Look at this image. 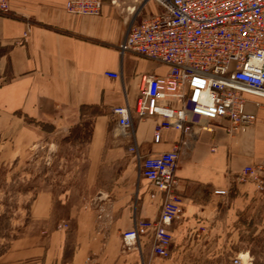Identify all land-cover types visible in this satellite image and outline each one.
I'll return each mask as SVG.
<instances>
[{"label": "crops", "instance_id": "1", "mask_svg": "<svg viewBox=\"0 0 264 264\" xmlns=\"http://www.w3.org/2000/svg\"><path fill=\"white\" fill-rule=\"evenodd\" d=\"M68 1L11 0L9 12L0 14V63L8 68V81L0 86V115L34 119L57 132L80 122L83 109H98L91 141L95 180L103 165L127 162L111 174L108 185L99 187V193H108L102 213L80 209L72 214L74 238L69 239L66 228L55 229L50 248L60 249L59 264H177L175 252L170 260L153 254L151 232L136 246L123 242L122 234L135 221L158 219L161 201L160 194L150 198L154 190L129 149L137 146L143 156H156L178 148L181 213L170 227L175 241L198 223H219L227 197L216 196V190L233 187L232 200L237 201L250 192V185L240 184L237 176L246 167L264 165V109L250 102L246 110L256 115V124L235 135L222 125L213 130L195 127L188 134L168 129L155 143V119H135L131 130H123L112 109L128 105L134 111L141 75L163 77L171 68L138 54L123 56L119 46L132 25L160 14L162 7L155 0H102L99 16H75L67 11ZM39 199L31 207L32 216L44 208Z\"/></svg>", "mask_w": 264, "mask_h": 264}, {"label": "built area", "instance_id": "2", "mask_svg": "<svg viewBox=\"0 0 264 264\" xmlns=\"http://www.w3.org/2000/svg\"><path fill=\"white\" fill-rule=\"evenodd\" d=\"M162 12L130 27L119 50L134 53L170 66L163 77L142 74L134 111L128 106L112 109L118 126L129 131L135 119H155L154 141L163 130L188 134L193 128L213 130L225 127L230 135L256 124L247 112L252 102L264 103V0H155ZM11 0H0V13H7ZM115 5L116 2L112 1ZM102 0H69L72 15L99 16ZM118 78L117 74H108ZM134 155L140 174L153 190L151 199L161 195L160 214L152 221H135L123 236L124 244L136 246L143 236L153 234V254L170 256L173 235L170 227L181 213L176 192L178 148L156 156H143L137 146ZM239 183L250 182L264 188V166L246 167L237 176ZM227 197V190H216ZM238 263V262H236Z\"/></svg>", "mask_w": 264, "mask_h": 264}, {"label": "rangeland", "instance_id": "3", "mask_svg": "<svg viewBox=\"0 0 264 264\" xmlns=\"http://www.w3.org/2000/svg\"><path fill=\"white\" fill-rule=\"evenodd\" d=\"M7 69L0 63V86L8 81ZM98 113L83 109L80 122L57 132L34 119L0 115V264H59L61 251L57 245L51 250L50 234L66 228L73 239L72 214L80 209L102 213L108 193H99V187L108 185L111 174L127 161L103 165L95 180L91 141ZM247 183L250 192L238 201L232 200L234 188L227 189L219 223H198L173 239L166 260L175 252L177 264H264V188L259 191ZM37 198L44 208L35 209L32 216Z\"/></svg>", "mask_w": 264, "mask_h": 264}]
</instances>
